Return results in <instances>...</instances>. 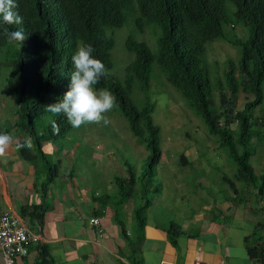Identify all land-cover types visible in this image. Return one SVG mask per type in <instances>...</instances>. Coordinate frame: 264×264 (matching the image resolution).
I'll list each match as a JSON object with an SVG mask.
<instances>
[{
	"label": "trees",
	"instance_id": "16d2710c",
	"mask_svg": "<svg viewBox=\"0 0 264 264\" xmlns=\"http://www.w3.org/2000/svg\"><path fill=\"white\" fill-rule=\"evenodd\" d=\"M16 2L19 6L14 11L23 17V23H0V51L11 48L12 53L0 59V78H6L7 93L17 106L15 128L27 135L36 155L47 161L46 155L41 152V144L64 137L72 128L63 114L55 116L45 109L61 101L70 90L71 57L78 46L91 44L94 48L92 55L104 63L107 72L94 87L111 92L121 115L128 122L130 132L149 150L139 181L134 167L125 161L126 176H113L115 196L103 194L96 199L105 205L114 198L113 208L117 212L119 206L135 197L137 185L141 186L140 197L144 203L133 210L135 234H141L152 205L146 194L162 155L161 128L153 120L155 103L149 96L152 63L156 60L167 83L180 94L186 107L203 120L206 133L224 148V153L235 165V179L252 192L258 206L254 212H260L263 220L257 222L251 234L254 242L248 249L252 258L264 264V233H257L260 225H264V202L261 203L264 197V169L255 173L250 164L253 150L249 148L253 139L255 143L261 138L254 127L261 124L262 119L253 117L252 110L264 101V0H134L135 4L133 0ZM228 2L233 8H229ZM130 13H135L134 27L140 32L151 22L159 24L158 52L154 55L145 42L128 36L124 46L133 53V60L126 65L123 80H119L109 72L114 40L108 35V30L121 27ZM231 23L245 27L248 37L229 40L239 49L238 61L229 60L223 78L211 84L205 60L206 44L224 38L225 27ZM4 27L10 31L22 29L25 40L8 44L3 35ZM5 71L9 73L3 77ZM135 84L144 100L141 106L131 98ZM240 92L245 94V101L238 110ZM214 96H217V101ZM44 116L50 119L39 126L38 122ZM28 144L25 141L18 144L20 155L29 152ZM54 176L48 166L46 178L40 183L42 191L46 190ZM230 185L236 195V187L232 183ZM153 190H160V187L155 186ZM234 199L238 203L243 200L237 196ZM246 201L251 202L250 199ZM29 210L28 206L20 208L22 214ZM41 215V211L36 213L38 219ZM115 217L125 234L124 221L117 214ZM167 232L174 235L182 233V230L171 221ZM125 237L130 264H143L138 250L134 248L135 242L128 241V235Z\"/></svg>",
	"mask_w": 264,
	"mask_h": 264
},
{
	"label": "rangeland",
	"instance_id": "374dc122",
	"mask_svg": "<svg viewBox=\"0 0 264 264\" xmlns=\"http://www.w3.org/2000/svg\"><path fill=\"white\" fill-rule=\"evenodd\" d=\"M133 4H135L134 0ZM228 6L230 9L233 8L230 2ZM134 19L135 13H130L121 27L108 30V35L114 40V46L110 51L112 66L109 72L117 76L119 80H123L125 67L133 60V53L128 52L124 46L128 36L145 42L154 55L158 52L159 24L151 22L140 32L134 27ZM224 31V38L206 44L205 60L210 70L211 84L223 78L229 60L238 61L239 49L229 40L237 41L248 37V30L241 24L231 23L225 27ZM6 54L12 55L11 48L0 51V59ZM8 73L9 71H5L3 77ZM149 96L155 103L153 120L161 128L162 151L146 194L152 202V214L164 218L159 222L166 226L174 221L181 224L183 230H191L203 235L201 228L205 223L212 216L220 214L231 200L234 201V197L243 199L242 202L245 203L247 199L252 202L254 196L235 179V165L224 153V148L215 138L206 133L203 120L186 107L180 94L167 83L156 60L152 63ZM131 98L138 106H141L144 101L136 84ZM214 98L217 101V96ZM244 101L245 94L240 92L236 109H241ZM16 109L13 97L6 90V78H0V128L4 127L2 122L5 125L12 122ZM105 115L110 121L107 125L103 122L86 123L78 128L72 127L64 137L56 141H49V147L54 148L51 154L52 162L60 153L57 149L67 150L76 142H80L81 146L75 149L72 157L68 155L60 157L61 162L57 173L61 176L72 170L75 182L78 185H84L82 189L69 192L70 194L66 197L83 205L86 211L94 201L101 205L99 200H92L93 196L116 192L114 182L112 181L111 184L108 182L114 175H126L125 161L134 167L139 181L149 156V150L132 135L127 120L121 115L116 104ZM252 115L262 119V123L254 127L260 132L261 138L255 143L253 139L249 147L253 150L250 164L255 173H259L264 169V101L252 110ZM49 119V116H44L39 120V126L45 125ZM234 126L233 123L232 127ZM69 181V179H62L60 184L67 185ZM231 183L237 189L236 195L232 191ZM155 186H159L160 190H153ZM141 188L137 185L135 197L128 200L125 205L119 206V216L131 237L135 235L133 210L144 203L140 197ZM251 202L247 205L251 206ZM126 205H128L127 209ZM101 207L104 214H108L107 205H101ZM108 208L111 209V206L108 205ZM80 216L87 223L86 217ZM218 219L221 220L220 217ZM257 233H260V230H257Z\"/></svg>",
	"mask_w": 264,
	"mask_h": 264
},
{
	"label": "crops",
	"instance_id": "0c3cea01",
	"mask_svg": "<svg viewBox=\"0 0 264 264\" xmlns=\"http://www.w3.org/2000/svg\"><path fill=\"white\" fill-rule=\"evenodd\" d=\"M14 116L9 125L2 122L4 127L0 128V135L11 137L7 144L0 146L3 147L0 152V213L7 211L17 215L24 227L39 236V242L32 246L30 256L17 258L14 264L30 261L33 264H130L126 235L128 241L135 242L143 264H259L251 257L248 247L253 245L251 234L257 222L263 220V215L255 213L254 206H248L246 201L238 203L235 199L205 223L201 228L203 235L183 230L181 224L178 225L182 233H168L167 226L159 222L164 218L154 216L150 207L142 233L133 234L132 238L127 227L126 235L122 233L115 217L120 214V209L114 211L113 200L105 202L109 211L105 215L93 196L106 232L103 238H99L89 223L90 216L97 210L93 209L94 204L86 211L83 205L66 197L69 192L82 189L84 185L75 182L72 170L61 176L57 173L61 158L66 155L72 157L75 149L81 146L80 142L67 150L57 149L60 153L52 162L54 148L49 147V141H44L41 152L47 156L48 161H45L36 155L26 135L17 131ZM24 141L29 143L30 150L20 155L18 144ZM48 166L55 177L42 191L40 183L46 178ZM80 172L83 173L82 170ZM62 179L70 181L62 185ZM108 183H112V177ZM104 194L112 197L115 193ZM24 205L30 208V214L20 212ZM38 211L42 212L40 222L36 217ZM80 215L86 217L87 223ZM259 230L264 233V225H260ZM0 264H4L1 255Z\"/></svg>",
	"mask_w": 264,
	"mask_h": 264
},
{
	"label": "clouds",
	"instance_id": "9594fccd",
	"mask_svg": "<svg viewBox=\"0 0 264 264\" xmlns=\"http://www.w3.org/2000/svg\"><path fill=\"white\" fill-rule=\"evenodd\" d=\"M18 6L19 5L17 4L16 0H0V18H2L0 19V23H3L5 25L22 24L23 17L18 12L14 11V9L18 8ZM3 35L6 37V42L10 45L15 42L22 43L26 38L22 29L10 31L8 27L3 28ZM93 51L94 48L91 44H80L78 46L77 51L71 57L73 64V71L71 73L70 90L66 92V94L64 95L61 101L55 104L48 105L45 109L47 112H50L55 116H60L61 114H63L67 118L68 123L72 127H76V128L86 123L99 124L103 122L105 125H107L110 121L108 120L105 114L111 111L115 107V103H116L115 97L111 94L110 91H108L107 89H100L98 91L94 87L100 82L101 77L107 75V72L104 63L100 59L95 58L92 55ZM14 114L16 116L15 111ZM20 133L24 134L23 132ZM10 140L11 137L7 135H0V146L7 144ZM2 151H3V147H0V152ZM180 157H182V155ZM112 181H113V177H112ZM97 197H95V199ZM253 201L254 203H252ZM252 202H251V206L257 208L258 206H256V201L254 198ZM94 208L97 210H95L93 212V215L90 216L89 223L92 227L95 228L98 237L103 238L106 235V232L101 224L100 216L98 215L99 207H97L96 204H94L93 209ZM3 213H8L9 215L17 219L18 227L24 228L27 233L32 234L33 236L36 237V241L30 243L29 252L27 253V255L17 256L13 258L12 264H14L15 259L30 256V251L32 246L39 242V236L29 231L26 227H24L20 223V219L17 215H14L7 211L1 212L0 215ZM92 218L98 219V226L93 225L91 221ZM99 230L101 232H99ZM134 248H136V246H134ZM0 255L4 260V264H6L5 257L1 253V250H0ZM27 264H33V263L32 261H30Z\"/></svg>",
	"mask_w": 264,
	"mask_h": 264
},
{
	"label": "built area",
	"instance_id": "2783aa9c",
	"mask_svg": "<svg viewBox=\"0 0 264 264\" xmlns=\"http://www.w3.org/2000/svg\"><path fill=\"white\" fill-rule=\"evenodd\" d=\"M91 221L93 225L98 226V219L92 218ZM34 241L35 236L17 226V219L8 213L0 215V250L6 264H12L14 257L27 255L29 245Z\"/></svg>",
	"mask_w": 264,
	"mask_h": 264
}]
</instances>
